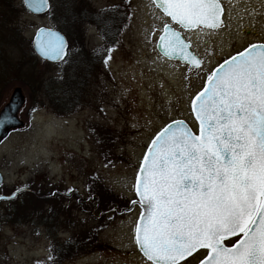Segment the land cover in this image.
Wrapping results in <instances>:
<instances>
[{
	"label": "rangeland",
	"instance_id": "obj_1",
	"mask_svg": "<svg viewBox=\"0 0 264 264\" xmlns=\"http://www.w3.org/2000/svg\"><path fill=\"white\" fill-rule=\"evenodd\" d=\"M50 1L49 12L34 15L23 0H0V110L14 88L25 96L19 112L24 126L0 143V193L26 188L0 202V264H145L132 239L136 214L123 212L131 207L141 160L167 123L192 122L190 99L220 61L264 41V0H222L221 28L188 32L203 59L191 70L157 50L170 21L153 0ZM68 8L94 10L102 19L119 11L123 20L114 42L105 40L103 21L100 26L82 18L70 27ZM42 27L68 37L69 55L62 62L35 54L33 38ZM109 49L112 58L105 64ZM69 72L77 80H68L67 93L79 97L64 108L54 97L67 100L60 82ZM79 200L88 202V210ZM82 232L85 250L65 256V241Z\"/></svg>",
	"mask_w": 264,
	"mask_h": 264
},
{
	"label": "snow or ice",
	"instance_id": "obj_2",
	"mask_svg": "<svg viewBox=\"0 0 264 264\" xmlns=\"http://www.w3.org/2000/svg\"><path fill=\"white\" fill-rule=\"evenodd\" d=\"M153 2L186 30L222 23L219 0ZM24 3L33 11L47 6V0ZM36 47L45 58L60 59L66 42L40 29ZM157 47L190 70L203 64L167 23ZM190 107L198 135L174 120L148 145L134 184L139 199L131 202L144 209L135 243L151 264H181L199 249H207L200 264H264V43L249 45L211 70ZM89 192L94 199L90 186ZM239 234L234 246H224L226 238Z\"/></svg>",
	"mask_w": 264,
	"mask_h": 264
},
{
	"label": "water",
	"instance_id": "obj_3",
	"mask_svg": "<svg viewBox=\"0 0 264 264\" xmlns=\"http://www.w3.org/2000/svg\"><path fill=\"white\" fill-rule=\"evenodd\" d=\"M23 3H24V0H23ZM219 3H220V5H221V8H222V14H221V16H220V20L222 21V23L220 24V26L223 24V13H224V8H223V5H222V3L220 2V0H219ZM156 4V3H155ZM24 5H25V3H24ZM157 5V4H156ZM25 7H26V9L28 10V11H30L31 13H33V14H35V15H40V14H44V13H46V12H48L49 10H50V8H51V3H50V0H47V6L45 7V8H43L42 10H40V11H33V10H30L29 8H28V6H26L25 5ZM160 8V7H159ZM160 10L163 12V10L160 8ZM164 13V12H163ZM219 26V27H220ZM219 27H217V28H219ZM172 28V27H171ZM40 29H45V30H47V31H51V32H54V33H57L59 36H61V37H63L64 38V40H65V42H66V48H65V54L63 55V57L62 58H60V59H47V58H45L44 56H42L41 54H40V52L37 50V47H36V40H37V34L39 33V31H40ZM40 29H38V31L36 32V34H35V37H34V40H33V48H34V51H35V53L41 58V59H43V60H45V61H49V62H52V63H59V62H61V61H63L64 59H65V57L67 56V54H68V48H69V42H68V39H67V37H66V35L64 34V33H62L60 30H58V29H55V28H45V27H42V28H40ZM173 29V28H172ZM175 30V29H174ZM176 31V30H175ZM176 32H178V33H180L179 31H176ZM181 34V33H180ZM181 36H182V38L185 40V42H187V43H189V44H191V42H189V41H187L184 37H183V35L181 34ZM44 38H46V34L45 35H42L41 36V39H44ZM158 42H159V40H158ZM158 44V43H157ZM259 44H261V43H259ZM158 48V47H157ZM158 50H159V48H158ZM160 51V50H159ZM190 51H192V49L190 48ZM244 51V50H243ZM193 52V51H192ZM161 53V52H160ZM235 55H237V54H235ZM199 58V57H198ZM200 59V58H199ZM177 60H179V59H177ZM24 104H25V96H24V94H23V91H22V89L20 88V87H16V88H14L13 89V91H12V93H11V95H10V97H9V100H8V102L7 103H5V105L1 108V110H0V143H1V141L3 140V139H5L6 137H8V135L10 134V132L12 131V130H15V129H19V128H21V127H23L24 126V122H23V120H21L20 118H19V112H20V110L22 109V107L24 106ZM193 117H194V119H195V116H194V114H193ZM176 120H183L186 124H187V126L193 131V133H195V134H199V123H198V121L195 119V121H196V123H197V125H198V133H196L195 132V130L191 127V125L186 121V120H184V119H176ZM174 121V120H173ZM172 122V121H171ZM170 122V123H171ZM169 124V123H168ZM147 151V150H146ZM145 156V155H144ZM143 159H144V157H143ZM143 161V160H142ZM141 166V165H140ZM139 170H140V168H139ZM138 173H139V171H138ZM138 175V174H137ZM5 182V177H4V174L2 173V171L0 170V186L3 184ZM22 190V189H21ZM21 190H18V191H15V192H13V193H11V194H5V193H2V194H0V196H3V197H13V198H11V199H0V201H8V200H12V199H15L16 197H17V195H18V193H19V191H21ZM139 199V198H138ZM140 205V204H139ZM132 207H133V205H131V207L129 208V209H127L128 211L129 210H131L132 209ZM142 208V207H141ZM144 212V209L142 208V213ZM142 215V214H141ZM141 217V216H140ZM140 220V219H139ZM139 222V221H138ZM237 236H242V234H239V235H236V236H230V237H228V238H226L225 240H227V239H231V238H234V237H237ZM241 238V237H240ZM224 240V241H225ZM223 241V244H224V246L225 247H232V246H234L237 242H235L232 246H227L226 244H225V242ZM139 247V246H138ZM140 249V248H139ZM199 250H201V249H199ZM199 250H197V251H199ZM207 250V249H206ZM141 251V250H140ZM196 251V252H197ZM195 252V253H196ZM142 253V252H141ZM195 253H193V254H195ZM143 254V253H142ZM200 264V263H199Z\"/></svg>",
	"mask_w": 264,
	"mask_h": 264
},
{
	"label": "trees",
	"instance_id": "obj_4",
	"mask_svg": "<svg viewBox=\"0 0 264 264\" xmlns=\"http://www.w3.org/2000/svg\"><path fill=\"white\" fill-rule=\"evenodd\" d=\"M74 8H75V6H74ZM74 8L73 9L68 8V11H65L64 12L65 13V18H66V20H68V25L70 27H76V26H78L79 23L84 18H87L89 20H95L98 23V25L100 24V26H101V22L103 21L105 25L103 27L101 26V28L104 31L103 32V35L105 37V40L107 41L108 44H112L114 42V37L116 36L115 33H117L118 30H120L119 23H121L122 20H123V15H121L119 13V11H116V13L114 15H112V16H109V17L107 16V17H105V18L102 19V16L97 15V13L94 10H89V9H86V8L85 9L79 8L78 12L75 13L73 11V10H75ZM106 47H107V45H106ZM109 47H111V46H109ZM80 50L84 52L81 55V58L83 57L84 61L87 62L88 61L87 58L84 57L85 51H84V46L83 45L80 46ZM106 52H108V51L103 52V55ZM72 63H74V61ZM76 75L78 77V74H76ZM62 79H64V80L62 82H60V84L63 86L62 87L63 89L61 88L60 91L62 92V94H64L63 97L66 96L67 97V100L70 99L71 102L66 103L67 100L66 101L65 100L62 101V99H61L62 96H60V95H56L54 97V101L55 102H59V104H62L63 103V107L64 108H69L70 106H73L74 105V103L72 102L73 101V98L74 99H75V97L78 98L79 97V94H77V93L75 95L68 94L67 93V89H68L67 88V82H68V80L75 81V80H77V78H74L73 79L72 76H70V72H69V77L68 76H65V78H62ZM65 103H66V105H65Z\"/></svg>",
	"mask_w": 264,
	"mask_h": 264
},
{
	"label": "flooded vegetation",
	"instance_id": "obj_5",
	"mask_svg": "<svg viewBox=\"0 0 264 264\" xmlns=\"http://www.w3.org/2000/svg\"><path fill=\"white\" fill-rule=\"evenodd\" d=\"M225 6V5H224ZM226 8V7H225ZM169 20V19H168ZM170 21V20H169ZM171 23V22H170ZM173 26H174V28H176V29H180V27L178 26V25H176V24H173ZM209 31H213V30H209ZM257 42H264L263 40H256V41H253V42H251L250 44H253V43H257ZM250 44H248L247 46H249ZM247 46H245V47H247ZM55 194V193H54ZM81 200V199H80ZM79 200V203L81 204V206H82V208L84 209V210H86V204L88 203L87 201H80ZM111 201H112V199H110ZM135 200H137V195H136V193L134 192V198H132V199H130V201H129V203H128V206H131L132 205V201H135ZM97 205H99L98 203H97ZM95 208V207H94ZM94 208H92V207H89V210H93ZM113 209H116V207H114ZM125 210V209H127V208H122V210ZM87 210H88V208H87ZM123 212H125L126 214H130V213H132V214H136V218H135V221H134V224H133V232H132V239H133V241H134V243H135V227H136V225H137V223H138V221H139V219H140V216H141V213H142V209H141V207L139 206V204L137 203V204H135V205H133V208L130 210V211H123ZM105 217L106 216H100V218L98 219V220H101V219H105ZM76 231V230H75ZM74 231V232H75ZM73 237H69L65 242L67 243V244H65V249H64V255L65 256H68V255H71L70 257H72L73 255L72 254H75V252L76 251H80V248L79 247H84V250H85V248H86V241H87V235L85 234V233H79L78 235H72ZM71 238H72V240H71ZM240 237H237V238H234V239H231V240H229V241H227L228 243V245H232V244H234L238 239H239ZM96 243V242H95ZM94 243V244H95ZM94 244H92V245H94ZM136 244V243H135ZM136 249H137V253H139V257H140V259L145 263V264H151V262L150 261H147V259H146V257H144L142 254H141V252H140V250L136 247ZM207 255V250H200V251H198L197 253H195L193 256H191V257H189V258H187L186 260H184V261H181V264H198V263H200V261L201 260H203L204 258H205V256Z\"/></svg>",
	"mask_w": 264,
	"mask_h": 264
}]
</instances>
